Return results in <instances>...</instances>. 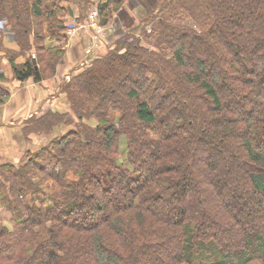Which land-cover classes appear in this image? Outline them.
<instances>
[{"label": "trees", "instance_id": "16d2710c", "mask_svg": "<svg viewBox=\"0 0 264 264\" xmlns=\"http://www.w3.org/2000/svg\"><path fill=\"white\" fill-rule=\"evenodd\" d=\"M45 1L0 0V17L21 53L61 56L45 43L64 28ZM149 1L154 34L74 77V116L33 120L73 128L0 164L14 223L0 217V264H264V0ZM12 66L43 78L34 61Z\"/></svg>", "mask_w": 264, "mask_h": 264}, {"label": "rangeland", "instance_id": "374dc122", "mask_svg": "<svg viewBox=\"0 0 264 264\" xmlns=\"http://www.w3.org/2000/svg\"><path fill=\"white\" fill-rule=\"evenodd\" d=\"M104 2L106 1L105 0H46L45 1V4L48 5V8L53 9V11H56L57 14L56 19L58 23L60 22L64 27L61 29L59 36L58 34L51 35V31L54 29L50 28L49 26L47 28L46 25L48 24L46 22L43 23V25L45 26L44 35L47 34L51 35L48 36V40H45V43L51 47H57V49H61L62 54L61 56L59 53H56L54 55L51 53H49L48 55L46 52L39 54L41 53V51L40 50L38 51L39 49L38 44L35 43V46H33L31 50H28L29 52L28 61L29 60L34 61L36 67H38V65L40 66L41 70H43V78H47L50 81H52L56 85L57 91L54 94L51 93L50 97L44 102V112H41L39 109H35L34 110L35 112L31 114L30 119L25 121V124L22 125V128L20 130L18 129L17 142H16L17 144L15 145V147H11L12 160L4 161V163L2 164H14L16 167H19L20 165L25 163L26 159L28 158V154H30V152L38 151L46 144H48L51 141V139L55 138L56 136L59 137L65 131H69L70 129L73 128V124L68 125L62 121L59 122V124H54V126L51 127V130L49 132L50 134H45L44 131L46 130L44 131L38 130V128L40 127L38 125L36 126L33 120L46 116V117H51L50 119H54L56 121L58 119H61L58 117V115L67 116L68 118L70 116H74L75 110L72 109L73 101L71 100V92L74 89L75 76L79 75L84 69L89 67V65L95 59H102L104 57H107L111 53L117 51L118 48L121 47L122 43L134 41L133 38L135 36L144 37L145 35L154 34L152 29L156 23L155 18L157 14L156 11L159 8L158 4L155 6L154 10L147 12V14L142 13V12H146V10H142V12L137 11L135 15H129L128 16L129 20L124 18L123 11L121 14L118 13V15L115 16L117 12H113L114 5L110 4L108 7L104 8L105 10L100 11V14L98 15L99 20L102 23H107V22H115L116 20L119 21L118 18H120V20L128 28H123V29L119 28L117 30L116 27L115 30L112 33H110L109 36H107V38L105 37L102 39L100 45L94 49L93 53L90 56H87L85 52L89 44V39H88L83 49V53L80 50L77 59L73 61L72 65L71 62H67V65H65L66 61H64V55L67 53V50H70L71 43L68 46L70 39L72 38L73 35H75L78 32L84 33L81 30L82 22H85L86 19L90 17V15L97 8L100 10L99 6ZM54 22L55 20L52 23ZM11 26L13 27V24L9 19L0 17V57L8 56L9 58L15 55V52L12 53L11 51H8L1 43V40L3 39L4 36H6L8 39L11 38L8 34H5L8 31H10ZM33 26L34 28L37 27L35 21ZM85 39H86L85 36L80 35L79 45L82 42H84ZM33 41L35 42V40ZM66 46H68V48ZM150 47H153V45ZM53 49L55 48H52V50ZM58 52H60V50H58ZM45 53L47 54L46 58L48 59V62H50L49 65H47V61L43 63V61L45 60L44 59ZM87 58L90 60V63H85L84 65H82V62H84ZM41 63L43 64V66ZM69 66H71L70 68L71 70H68L63 76V73L67 70ZM2 89L3 87L0 86V95ZM7 99L8 96H6L5 100L2 103H0V105L6 102ZM86 100L87 97L83 95L82 101H86ZM93 108L94 106L90 105L88 107V110L91 112ZM98 122L99 121L95 117V115H91L83 118L84 125L96 127ZM74 129H76V126L74 127ZM127 137H128L127 135H122L120 137L119 150H121V152L119 151L120 152L119 161L121 160L124 161L126 158ZM36 142H38L37 145H35ZM33 145H35L33 149L29 148L30 146ZM3 149H4L3 146L0 145V159L3 156L2 154ZM230 187L233 186L231 185ZM0 217L1 219L3 218L2 220H4L3 221L4 224L10 227L14 225V223L10 220V214L5 210L4 206L1 203H0Z\"/></svg>", "mask_w": 264, "mask_h": 264}, {"label": "crops", "instance_id": "0c3cea01", "mask_svg": "<svg viewBox=\"0 0 264 264\" xmlns=\"http://www.w3.org/2000/svg\"><path fill=\"white\" fill-rule=\"evenodd\" d=\"M149 2V0H125L124 3L122 2L123 4L113 12H117L115 14V16H117L118 13L121 14L123 11L124 18L129 20L128 16L135 15L137 11L142 12V10H146V12L142 13L147 14V12L154 10L156 5H154L152 9H149ZM118 19L119 21H115L117 30L119 28H128L120 18ZM80 35L85 36L86 39L79 45ZM87 40L88 36L85 32H78L72 36L68 44L69 46L71 43L70 50H67V53L64 55V61H66L65 65H67V62H71L72 65L73 61L77 59L80 50L83 53ZM1 43L8 51L12 53L15 52V55L9 58L8 56L0 57V72L4 74V78H0V86L6 90L8 96L7 101L0 105V145L4 148L2 150L3 156L0 159V164L4 163V161L12 160L11 147H15L17 144L18 129L20 130L22 125L25 124V121L30 119L35 109L44 112V102L50 97L51 93L54 94L57 91L56 85L47 78H42L39 81L34 80L33 77L27 80L17 79L14 75L12 64L15 63L20 65L26 63L29 58V52L26 51L25 53H21L18 43L11 38L8 39L6 36L3 37ZM68 46L66 47L68 48ZM70 68L71 66L67 68L63 76L68 70H71ZM37 143L38 142H36L35 145H37ZM35 145L29 148L33 149Z\"/></svg>", "mask_w": 264, "mask_h": 264}, {"label": "built area", "instance_id": "2783aa9c", "mask_svg": "<svg viewBox=\"0 0 264 264\" xmlns=\"http://www.w3.org/2000/svg\"><path fill=\"white\" fill-rule=\"evenodd\" d=\"M99 14L100 10L97 8L90 17L81 24V30L87 34L89 39L88 47L85 50L87 56H90L94 49L100 45L102 39L107 37L116 28L115 22L102 23L99 20ZM85 63H90V60L87 58L82 62V65Z\"/></svg>", "mask_w": 264, "mask_h": 264}]
</instances>
